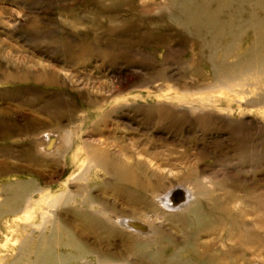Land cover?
I'll return each instance as SVG.
<instances>
[{
    "label": "rangeland",
    "instance_id": "obj_1",
    "mask_svg": "<svg viewBox=\"0 0 264 264\" xmlns=\"http://www.w3.org/2000/svg\"><path fill=\"white\" fill-rule=\"evenodd\" d=\"M164 3L0 0V264H28L19 256L53 226L61 228L57 253L74 252L63 229L89 244L83 264H96L95 247L128 250L118 235L95 244V234L75 225L88 196L91 213L113 207L135 219L144 209L115 193L124 184L93 160L100 150L108 161L151 160L148 170L160 172V191L171 189L175 206L201 192L197 199L210 214L207 203L218 199L245 223L240 233L256 242L255 261L264 264V104L247 105L264 92V75L257 81L237 72L231 88L215 81L208 50L168 19L158 8ZM243 51L224 58L218 50L215 59L232 64ZM24 187L12 214L10 203ZM156 211L168 251L192 244L194 225L184 228L183 217ZM209 229L201 234L218 250L248 255L254 248ZM135 233L128 232L141 236ZM135 255L130 262L148 264ZM231 257L224 258L244 264Z\"/></svg>",
    "mask_w": 264,
    "mask_h": 264
},
{
    "label": "bare ground",
    "instance_id": "obj_2",
    "mask_svg": "<svg viewBox=\"0 0 264 264\" xmlns=\"http://www.w3.org/2000/svg\"><path fill=\"white\" fill-rule=\"evenodd\" d=\"M158 8L165 10L169 20L186 30L195 45L208 50L206 58L211 63L210 71L213 74V79L221 83L222 86L225 85L231 88V82L239 79L237 72H240L241 76H251L257 81H262V76L258 77L256 75H264V0H165V3L160 7L158 6ZM137 26L139 25L137 24ZM245 39L248 42L244 47L242 43ZM236 49H244V51L236 57L232 64L225 63L224 59H215V52L218 50L225 58ZM257 95V98L248 101L247 105H263L264 92ZM101 153L104 152L100 150L92 154L93 160L101 161V167L110 170L114 179L124 184V186L117 188L115 193L126 198L129 205H141L144 209L141 210L139 215H136L137 218L135 219L113 207H110L111 210L109 208V213L113 209L116 211L113 217L106 210L99 209L91 213L88 209H92L94 202L88 196L87 202L82 207L84 209L75 212L77 216L75 225L77 228L95 234V240H97L96 243L94 242L95 244L101 242L103 238L118 235L128 247V250L123 253L117 251L103 253L95 247L96 249L93 250L97 253L96 264H133L128 258L135 254L137 258L145 259L148 264H236L235 260L226 261L224 258L230 256L241 258L244 264H259L255 261V257L258 256L256 242L249 241L250 239L245 232V234L240 233L246 229V227L243 228L245 223L240 224V218L236 214L231 215L228 213V206L213 197L212 204L207 203V206L210 207V214H207V212L202 211L200 202L197 199L201 192H198L196 197L187 199L184 204L175 206L173 202L176 200V196L171 194V189L160 191L162 190L160 172L158 171L159 173L155 175V173L148 170V167L155 168L151 160L147 159L145 161L144 159L141 162V156L139 155L135 162H128L127 158H125V161H108L105 157H102L103 154ZM136 169H139L141 176ZM153 177L156 178L155 181H153ZM24 189L25 187L16 193L13 197L15 200L10 203L12 214L19 209L18 206V208H15V206L23 199ZM68 199L69 196L64 198L65 201ZM149 208H153V213L150 212L151 215L146 211ZM156 210H162L164 216L183 217L186 224L184 228L194 225L192 232L194 241L192 244H188L190 246L186 248L183 246L168 251L167 245H163V239L166 242L170 239L163 238L156 231L164 221L163 216L159 215ZM210 226L218 227L219 233L225 231L226 238L224 240H231L233 236L243 237L247 243L254 247L253 250L246 255L236 249L228 251L216 249L209 241L210 234L205 238L201 234L203 229L210 230ZM52 229L53 233L47 238L38 239L34 251L19 256L18 260L23 258L26 260L28 257V264H83L81 259L88 254L89 244L86 243L85 246L83 242L74 238V235L69 231L70 229H63L67 233V246L74 252L57 253L54 247L59 245V241L54 234H58L61 228L53 226ZM130 231L141 234V236L132 237L128 234ZM211 234L213 235V233ZM184 251H189L192 257H182ZM29 256H32V258L30 259ZM87 264L94 263L88 262Z\"/></svg>",
    "mask_w": 264,
    "mask_h": 264
}]
</instances>
